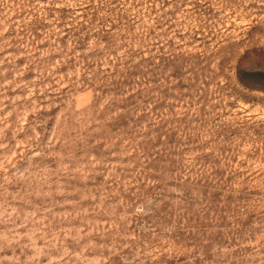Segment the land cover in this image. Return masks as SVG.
<instances>
[{
    "label": "rangeland",
    "instance_id": "rangeland-1",
    "mask_svg": "<svg viewBox=\"0 0 264 264\" xmlns=\"http://www.w3.org/2000/svg\"><path fill=\"white\" fill-rule=\"evenodd\" d=\"M0 264H264V0H0Z\"/></svg>",
    "mask_w": 264,
    "mask_h": 264
}]
</instances>
